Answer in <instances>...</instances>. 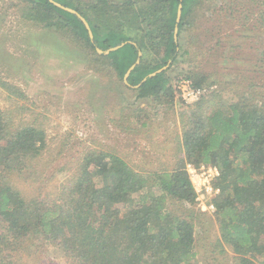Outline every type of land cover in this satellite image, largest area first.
Masks as SVG:
<instances>
[{"label":"trees","instance_id":"1","mask_svg":"<svg viewBox=\"0 0 264 264\" xmlns=\"http://www.w3.org/2000/svg\"><path fill=\"white\" fill-rule=\"evenodd\" d=\"M13 8L68 37L94 71L115 78L136 100L182 110L180 131L167 135L176 143L170 164L140 172L116 152L93 150L50 192L47 131L38 119L23 118L30 109L21 100L29 97L0 70V88L12 101L0 107V264H43V256L51 264L59 256L74 264H203L200 246L211 228L216 241L205 249L212 254L264 264V30L250 41L252 66L228 71L225 80L200 61L220 57L228 44L244 47L239 38L264 25V0H13L6 9ZM181 78L203 89L196 101L177 95ZM124 109L127 121L154 128L151 108ZM188 162L220 170V191L209 199L214 220L202 216ZM15 175L31 190L16 186Z\"/></svg>","mask_w":264,"mask_h":264},{"label":"rangeland","instance_id":"2","mask_svg":"<svg viewBox=\"0 0 264 264\" xmlns=\"http://www.w3.org/2000/svg\"><path fill=\"white\" fill-rule=\"evenodd\" d=\"M12 3L13 0H0V70L3 77L21 86L29 97L21 100L30 109L24 110L23 118L38 119L47 131L48 147L44 159L50 160L53 164L51 171H55L54 176L46 175L50 178L48 190L57 191L64 179L73 174L82 158L93 150L116 152L140 172L170 164L176 143L173 136L169 143V134L180 131V105L164 110L165 105L155 100H136V94L126 91L119 83L118 87L115 78L94 71L86 54L68 37L66 39L63 35L22 19L14 8L6 9ZM253 22L251 19L246 27H251L250 23ZM260 28L264 30V25L257 23L251 37L239 38V42L246 40L244 47L234 50L228 44L220 50V57L217 55L215 58L213 54L202 57L200 61L204 69L215 72L214 69L218 68L221 72H218V77L225 80L231 70H244L252 66L255 55L250 41L257 39ZM233 55L237 58H233ZM221 67L226 69L225 72ZM261 85L264 91V80ZM6 93L0 88L1 108L12 106V101L6 99ZM130 104L151 108V115L156 112L152 130L142 128L133 119L126 120L124 108ZM40 163L42 165L44 161ZM24 181L21 176H14L16 186L30 191L32 184ZM203 204H207V201H198L200 211L205 213L202 216L207 221L206 217L212 218L215 209H203ZM214 229L218 231L217 227ZM198 233L201 236L204 231L199 227ZM215 239L211 228L210 239L204 242L203 247L202 244L200 246V262L233 264V258H223L222 254L216 252L212 254L213 248L210 247L205 249L207 242L214 244ZM229 253L234 255L233 252ZM43 258L40 263L51 264L47 258ZM34 262L29 259L30 264ZM52 264L74 263L59 256Z\"/></svg>","mask_w":264,"mask_h":264},{"label":"built area","instance_id":"3","mask_svg":"<svg viewBox=\"0 0 264 264\" xmlns=\"http://www.w3.org/2000/svg\"><path fill=\"white\" fill-rule=\"evenodd\" d=\"M175 89L177 95L182 97L187 102L196 101L199 98L200 93L203 91V89L195 87L192 81L187 78L176 80ZM187 170L192 179L195 190L198 193V201H207V204H203V209L210 208L214 210L215 206L212 201L209 202V199L220 191V189L215 185V182L220 174L219 168L213 165H195L188 162Z\"/></svg>","mask_w":264,"mask_h":264},{"label":"water","instance_id":"4","mask_svg":"<svg viewBox=\"0 0 264 264\" xmlns=\"http://www.w3.org/2000/svg\"><path fill=\"white\" fill-rule=\"evenodd\" d=\"M182 6H180V8H179V11H178V21L180 20V18H181V13H182ZM83 20L85 21V23L87 24V26L89 27V25H88V22L83 18ZM90 33H91V36H92V32L90 31ZM121 45H119V46H116V47H113V48H111V49H109V50H107L106 52H110L111 50H115V49H118L119 47H120ZM99 51L100 52H102V50H100L99 49ZM141 54V53H140ZM139 63V60L127 71V73H126V75H125V81L126 82H128V76H129V74H130V72H131V70L136 66V64H138ZM160 70H162V69H160ZM160 70H158V71H160ZM157 71V72H158ZM157 72H154V73H152V74H150L149 76H153V75H155ZM145 80V79H144Z\"/></svg>","mask_w":264,"mask_h":264}]
</instances>
